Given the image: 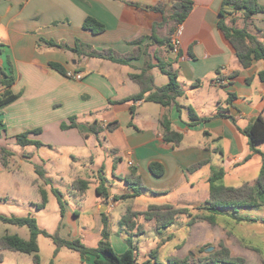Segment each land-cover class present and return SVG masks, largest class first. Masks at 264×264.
Listing matches in <instances>:
<instances>
[{"label": "crops", "instance_id": "1", "mask_svg": "<svg viewBox=\"0 0 264 264\" xmlns=\"http://www.w3.org/2000/svg\"><path fill=\"white\" fill-rule=\"evenodd\" d=\"M259 2L264 4V0ZM157 5H166L167 19L154 9ZM172 5L171 0H0V25L4 27L0 34V68L13 77L10 91L19 95L0 110V179L4 180V187L13 183L9 161L14 159L15 151L9 145L18 144L17 135L41 129L39 133H31L29 138L42 145L27 146L39 150L47 146L66 149L56 158L47 154L42 160L44 166L40 167L46 171L49 182L40 175L33 178L39 189L44 187L48 191L46 186L56 178L59 184L81 192L73 188L74 181L86 179L90 182V176L98 174L100 177L101 171L109 183L108 197L97 193L99 212L95 215L98 224L92 232L101 234V209L105 205L111 223L112 211L119 208L121 201L124 202L121 217L128 207L145 210L153 204H172L191 211L175 221L181 219L188 231L182 247L173 255L180 252L181 256L189 252L195 255L196 248L210 244L229 249L231 256L243 257L246 264L252 256L257 257L258 264H264V250L256 244L261 237L264 242V206L241 208L239 214L256 220L240 222L232 218L231 209L222 210L215 224L202 219L207 212L198 208L210 198V176L221 168L225 176L229 172L242 174L239 179L243 184L254 183L257 179L247 178L244 173L249 160L243 161L250 149L242 130L259 115L264 117V60H255L248 68L241 65L219 27L224 10H235L225 5L224 0H193L192 9L181 24L168 14ZM87 17L102 22L105 30L94 33L85 29ZM234 17L242 24L240 13H235ZM225 20L230 22L229 18ZM250 22L249 28L258 33L256 27L264 29V14L254 15ZM179 29L182 48L176 52L171 45ZM154 35L169 40L159 43ZM50 40L68 48L49 45L47 41ZM78 42L98 51L112 49L117 55L135 58L128 64H121L78 55L71 50ZM161 62L178 74L183 94L175 103L164 106L144 99L120 102L141 89L131 78L132 73L149 69L156 86L168 83V75L158 66ZM51 63L63 65L68 72L82 73L83 78L76 80L64 75ZM156 70L168 80L157 84L159 73ZM220 77L225 79L224 83L216 82ZM2 92L0 86V94ZM190 109L200 118L218 116L194 124ZM166 115L172 122V129L184 136L179 144L164 139L162 123ZM70 117H76L78 127L62 129L63 122L71 123ZM94 124L99 132L92 131ZM98 146L110 152L108 164L98 160L99 164L95 163L99 151L94 149ZM1 148L13 153L7 156L5 165ZM33 156L30 152L29 157ZM152 162L162 164L164 172L161 175L152 172ZM200 162L205 163L191 170ZM126 178L139 179L144 190L133 198L113 200L114 195L131 192ZM220 183L223 184L222 180ZM98 186L100 184L96 192ZM143 193L149 199L138 204L137 198ZM192 219L196 220L190 225ZM143 222L147 225L146 233L148 226L153 224L151 236L161 238L163 230L159 232L153 220ZM236 226L244 230L236 233L233 230ZM123 232L128 235L111 229L110 241L113 239L119 253L128 248L130 232ZM173 236L170 233L166 239ZM65 237L71 238L69 234ZM137 239L133 237L135 244ZM149 257L150 253L145 252L138 262ZM80 260L83 264H97L92 256L86 259L80 256Z\"/></svg>", "mask_w": 264, "mask_h": 264}, {"label": "trees", "instance_id": "2", "mask_svg": "<svg viewBox=\"0 0 264 264\" xmlns=\"http://www.w3.org/2000/svg\"><path fill=\"white\" fill-rule=\"evenodd\" d=\"M171 1L173 5L169 9L168 14L170 15V18L173 19L177 24H181L191 11L193 0ZM224 3L228 7L233 6L235 10L233 12L228 11L227 9L224 10L222 15L223 18L219 23V27L224 32L226 39L231 44L234 53L239 59L241 65L245 68H248L255 60H264V29L256 27L258 32L256 33L253 32L247 24L250 18L254 15L260 13L264 14V4L260 3L259 0H224ZM154 9L162 12L164 14V18L167 19L168 15H165L166 5H157L154 7ZM235 13L241 14V18L243 19L242 24H239L237 19L234 17ZM226 18H229V23L226 22ZM84 28L91 30L94 33H101L105 30V25L96 18L87 17L84 21ZM153 37L155 38V41L159 43H165L169 40L159 39L155 35ZM47 43L52 46H62L64 48H68L67 46L58 44L53 40L47 41ZM71 50L76 52L78 55L84 54L87 57L105 58L121 64H128L132 59L135 58L128 55H117L112 49L98 51L93 49L92 46L88 44L79 42L75 47L71 48ZM51 66L64 75H67L68 73L63 65L59 63H51ZM158 66L165 74L168 75V83L161 87L156 86L154 83V76L148 71L149 69H144L140 73H132L131 78L140 85L141 89L138 93L126 97L120 102L144 99L147 101L161 103L164 106H170L175 103L177 97L183 94V90L178 79V74L176 71L168 68V64L165 62L159 63ZM13 82V77L7 75L0 68V86L3 88V92L0 94V110H2L11 102L15 101L19 96L18 94H14L10 91V87L12 86ZM193 86L196 87L197 84H194ZM218 114L224 115L223 113ZM215 116L200 118L195 114L193 109H190L191 123L194 124L201 120L212 119ZM69 120L71 123H62V129L66 130L73 127H78L76 117H70ZM162 124L164 128V139L167 142L179 144L184 136L182 133L172 129V122L167 115L165 116ZM111 127L112 126L110 125L109 128ZM91 129L94 133L99 132L95 128V124L91 125ZM40 131L41 129H33L17 135V143L21 146H27L30 144L41 146L42 143L40 141L29 138L31 133H39ZM242 132L247 138L250 149V153L247 155V157H245L243 162H247L255 155H260L262 159L260 172L254 183L246 182L238 187L226 186L220 183V180H222L225 176V170L223 168L219 169L210 176V198L205 204L198 206V208L204 209L207 212V214L203 215L201 218L212 224L217 222V215L225 209L232 210L231 216L236 221L240 222L246 220H256V218L239 214V210L243 207L257 208L264 206V152L257 147L259 143L264 142V117L259 115L254 120V122L250 123L245 129L242 130ZM12 154L13 153L10 150L1 148V158L4 165L8 162L7 156H11ZM204 163L205 162H200L194 165L191 170L199 168ZM150 168L156 175H161L164 172V168L159 162H152ZM36 172L46 181V183L49 182V179L46 177V171L42 167L37 166ZM126 180L130 184L131 192L127 194L114 195L113 200L119 201L141 195L142 191L144 190V185L141 183V181L139 179L129 180L128 178H126ZM89 184L90 182L86 179H77L73 183V188L83 192L88 189ZM53 191L59 199L61 212L64 214L65 203L62 199V193L55 188ZM40 193L42 201L35 203L37 209H43L48 203L47 191L41 188ZM97 193L101 196L108 197L107 186L104 185L103 181L102 184L97 187ZM186 213H190L189 208H177L172 204L149 205L148 209L145 211H138L129 207L121 217L119 223L121 227L128 232L137 228L141 233L144 231L142 229V225L139 223V219L142 217L147 221L155 220L156 227L160 232L169 228L181 214ZM102 216L103 226L100 234L101 238L96 247H90L82 242L81 239L64 238L59 234V231L51 233L47 229L41 228L37 219L31 215L9 217L0 214V220L3 222L12 223L19 226H27L30 230V237L28 239L23 238L18 234L7 233L1 236L0 251L12 250L31 254L33 256L34 263L40 264L41 256L38 237L39 235H45L51 238L56 245L55 256L62 247H66L79 252L82 259H86L90 256L94 257L97 264H160L158 249L152 251L150 257L147 260L141 263L138 262V248L133 240L134 235H132V233L129 234L128 248L121 253L117 252L110 241V217L107 215L106 211L102 213ZM195 220L196 219H192L190 225L193 224ZM0 260H2V255H0ZM211 261L213 264H243L245 259L243 257L231 256L230 250L222 247L211 257ZM167 264L191 263L187 258L180 259L178 257H170Z\"/></svg>", "mask_w": 264, "mask_h": 264}, {"label": "rangeland", "instance_id": "3", "mask_svg": "<svg viewBox=\"0 0 264 264\" xmlns=\"http://www.w3.org/2000/svg\"><path fill=\"white\" fill-rule=\"evenodd\" d=\"M250 23L251 22L249 20L247 24L250 26ZM3 32L4 27L0 25V34ZM156 72L159 73L157 84L160 85L168 80V77L162 74L159 70H156ZM9 146L15 151V155L13 156L14 159L11 158L9 161L12 168L11 172H9L11 174H8L13 178V183H8V185L4 187V180L0 179V214L9 217L31 215L37 219L41 228L47 229L51 233L59 231V234L64 238H67L65 235L69 234L71 236L70 239H81V241L86 245L90 247H96L101 238L100 234L92 232L98 224V220L95 215L99 212L96 207L98 200L96 186L98 184L101 185L102 181L106 186L109 184L107 179L101 175L102 171L100 172V177L98 174L93 177L90 176L89 187L83 191V193L73 190L68 185L59 184V181H57L55 178L52 184L46 186L48 189L47 205L43 209H37L35 203L41 202L42 197L40 189L37 187L36 183L33 182V178L39 177V174L35 171L36 167L40 165L44 166V162L42 160L47 157V154L53 158H56L58 155H60V152L64 153L66 148H52L47 146L39 150V148L34 146H21L19 144ZM257 147L261 150H264V142L259 143ZM94 150L99 151V155L97 156L95 163L99 164L98 161H100L104 163L107 162L108 164V161L111 157L110 152H107L104 146H98V148H95ZM30 152H33V157H29ZM245 167L248 168L244 172L247 178L253 180L254 178L258 177L261 168V157L258 155L254 156L248 161V164ZM51 174L54 176L53 171ZM14 175H16V177ZM110 175L111 172L109 173V176ZM240 175L241 176H239V174H230L229 172L222 179V182L226 186H241L243 183L242 180L239 179L242 177V174ZM84 176L87 177V175ZM109 179L112 180L111 177H109ZM116 183L118 184L117 181ZM118 186H121V184H118ZM54 188L58 189L62 193V199L65 203L64 214L61 212L60 202L57 195L53 191ZM146 195V193H143L142 196L137 198L138 204H143L149 199ZM120 203L121 204L119 208H116L112 211L110 227L115 233L120 232L121 235L126 236L125 234L127 233L123 232L124 228L122 229L121 225L119 224V219L121 217L120 210L123 207L124 202L121 201ZM148 207L145 210H147ZM143 221L147 220L141 217L139 219V223L142 225V229L144 230L143 232L140 233L137 228H135L133 231L129 230L130 233L134 235L133 237H135V239L138 238L136 243L138 246V260L143 259L145 252L151 254L152 251L158 249L160 264H167L170 257H178L180 259L187 258L190 263L192 262L194 264H202V262L207 264L211 262V257L221 249V247L215 248L213 245L208 244L201 246V248H196L195 251L198 253L195 255H191L190 252L185 256H181V252L178 255H173L177 252L178 248L182 247L183 244L181 243L187 238L188 227L183 223V221L179 219L167 230L164 229L161 238H158L157 236H151V233L154 232L153 229H151L153 224L148 226L149 230H147L146 233L147 225H145V222ZM153 221L156 225L155 220ZM233 230L234 232L238 233V231H242L244 229L240 226H236L233 227ZM7 233L18 234L19 236L26 239L30 237V230L27 226H19L0 220V237ZM170 233H172L174 236L173 238L167 240L166 238ZM258 237H260V235H258ZM38 242L42 264H83V262L80 260L79 253L66 247L62 248L55 256L56 245L51 238L45 235H39ZM112 244L114 247H117L116 243L112 242ZM256 244H258L257 246L260 247V250H264V242L262 237L256 240ZM209 247L214 248L209 250ZM117 249L116 251L119 252V249ZM250 253L253 252L250 251ZM0 255H2L0 264H34L33 256L31 254L12 250H2L0 251ZM250 258L251 261L249 264H258V259L256 256H252ZM243 264H246L245 261Z\"/></svg>", "mask_w": 264, "mask_h": 264}, {"label": "built area", "instance_id": "4", "mask_svg": "<svg viewBox=\"0 0 264 264\" xmlns=\"http://www.w3.org/2000/svg\"><path fill=\"white\" fill-rule=\"evenodd\" d=\"M180 35H181V29H179L178 31H176V34L172 38V47H173V49L176 52H178L182 48V42H181V39H180ZM67 75L69 77H72V78L76 79V80H80V79L83 78L82 73H79V72L69 71L67 73ZM216 82L217 83H224L225 82V79L220 77V78H217L216 79ZM130 164H132V161H130Z\"/></svg>", "mask_w": 264, "mask_h": 264}, {"label": "water", "instance_id": "5", "mask_svg": "<svg viewBox=\"0 0 264 264\" xmlns=\"http://www.w3.org/2000/svg\"><path fill=\"white\" fill-rule=\"evenodd\" d=\"M107 210V205L104 206V208L101 209V212H105ZM214 247H209V250H212Z\"/></svg>", "mask_w": 264, "mask_h": 264}]
</instances>
